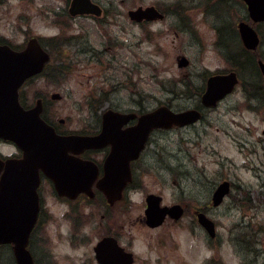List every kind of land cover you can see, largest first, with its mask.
<instances>
[{
    "label": "rangeland",
    "instance_id": "374dc122",
    "mask_svg": "<svg viewBox=\"0 0 264 264\" xmlns=\"http://www.w3.org/2000/svg\"><path fill=\"white\" fill-rule=\"evenodd\" d=\"M94 1L107 14L69 20L54 17L63 0H0V37L22 47L37 36L51 54L45 71L20 90L26 106L44 95L56 118L69 116L66 126L93 127L97 112L106 108H200L214 72L235 69L241 83L195 125L152 133L147 171L122 203L110 207L96 198L68 205L44 180L42 222L30 243L35 263L98 264L93 247L112 235L134 253L135 264H264V94L256 87L264 23L257 25L258 50L239 65L232 61L242 50L237 23L248 21L241 0ZM147 6L164 17L140 25L127 16ZM181 57L186 65H179ZM52 93L60 98L51 100ZM0 152L14 154L16 147L0 142ZM222 179L233 186L221 205L207 209L217 233L209 245L194 211ZM149 193L160 195L161 205L181 204L182 217L146 226L141 220ZM0 248V264H15L11 247Z\"/></svg>",
    "mask_w": 264,
    "mask_h": 264
},
{
    "label": "water",
    "instance_id": "95a60500",
    "mask_svg": "<svg viewBox=\"0 0 264 264\" xmlns=\"http://www.w3.org/2000/svg\"><path fill=\"white\" fill-rule=\"evenodd\" d=\"M253 22L264 21V0H243ZM69 11L72 15L94 13L100 15V8L90 0H72ZM131 19H152L161 15L154 7H138L130 10ZM238 33L245 49L255 50L259 44L257 31L247 21L237 24ZM49 55L32 37L22 50H14L8 45L0 44V139L9 140L22 150V158H0V244H10L16 264H34L33 257L27 248L29 236L35 225L39 211V171L53 180L59 195L74 198L79 192L90 196L91 183L96 176L93 164L75 161L68 157V150L78 147H98L106 143L114 144L117 137H125L127 145L133 148L135 158L144 146L149 132L153 128H170L193 123L199 113L188 109L174 112L161 105L150 112L142 114L135 126L124 134H119L120 125L133 114H119L106 110L103 114L102 130L94 136L59 135L54 128L41 117V100L34 106L23 108L19 103V88L25 79L42 71ZM181 57L179 65L187 64ZM258 65L264 75V62ZM237 83V74L230 71L225 74L210 75L201 95V102L206 107L215 106L217 101L231 92ZM53 98H59L54 94ZM118 145V144H117ZM126 145V144H125ZM115 152H111L105 161V175L98 182L110 204L121 198V191L129 176L117 177L112 163ZM229 190L227 181L219 184L213 196L216 206ZM161 197L149 194L146 197L145 218L147 225H160L166 214L177 220L183 209L180 205L160 206ZM198 222L210 236L215 235L213 221L203 213H198ZM95 257L100 264H131V253L125 252L115 238H102L94 247Z\"/></svg>",
    "mask_w": 264,
    "mask_h": 264
},
{
    "label": "flooded vegetation",
    "instance_id": "af4514ba",
    "mask_svg": "<svg viewBox=\"0 0 264 264\" xmlns=\"http://www.w3.org/2000/svg\"><path fill=\"white\" fill-rule=\"evenodd\" d=\"M91 1L93 3H95V4L100 6L101 14L99 16H101L104 12L107 14L108 11L107 10H103L102 6L98 2H96L94 0H91ZM71 2H72V0H63V5L61 7L62 11L61 12H60V10L58 12L56 11L57 13L54 15V17L55 16H59L58 14L65 16L69 20H75L77 18L87 17V16H89V17H99V16H95L93 14L72 15L70 13V11H69ZM158 11L161 13V17L160 18H163L164 17V13H162L160 10H158ZM127 13H128V11H127ZM151 20H154V19H151ZM151 20H148V19L144 18V19H142V21H139L138 23L140 25L141 24L143 25V24L149 23V21H151ZM39 40L41 41L42 39L39 38ZM0 43L1 44H9V45H11L3 37H0ZM11 46H13V45H11ZM45 48H47V47H45ZM33 78H37V77H33ZM258 82L259 83L256 86L257 87V92L264 94V77L262 75H261V78L259 77ZM240 83H241V81L239 80V77H238V83L235 86V88L238 87L240 85ZM235 88H234L233 92L225 95L218 102L217 105H219L222 101H224L230 94L234 93ZM54 94H58V93H52L50 95V99L51 100H55L52 97ZM58 95L60 97V94H58ZM36 99H40L41 102H42V111H41V114H40L41 118L45 122H47L49 125H51L58 134H61V135L78 134V135L91 136V135L99 134L101 132V130H102V125H103V116L102 115H103L104 111L107 108L103 109V110H99L97 112L98 115L96 116V121H95L93 127L90 126V125L86 126L85 124H83V122H81L77 127H69V126H66V125H70L69 116L66 117L65 119L56 118L53 115L55 113L52 112L48 107H46V103H48L47 101H49L47 99V97H45L44 95H39V96H37ZM200 106H201L200 108L196 107V106L192 107L193 109L198 111L199 118H198L197 121H195L194 123L190 124L191 126L195 125L198 121H201L203 119L204 110L214 109L215 108V107H213V108H204V106L201 104V101H200ZM112 110H114L115 112H118L120 114H125V115L133 114L132 118H129L126 122H123L120 125L119 134H124L125 131L127 132V130L129 128L135 126L137 124L139 116L149 111V110H143V109H140V111L139 110L138 111H135V110H121V109H118V108L117 109H112ZM156 130H158V129H154V130H152L149 133V136H148L147 140L145 141L143 148L141 149V151L138 153V155L135 158H128L130 155H133L134 151H133V148L131 149L130 147H128V145H127L128 142H127L125 137H122V138L121 137H117V138L113 139L114 140V144L116 146H112L111 143H106V144H103V145L98 146V147H81V146L78 147V146H74L72 148L73 150H68V152H67V156L68 157H73L75 161L83 163L84 166H85V164L87 162H89V163H91V164H93L95 166V168H96V176H95L93 182L91 183V187H90V191H91V194H92L91 196L89 194L85 193V192H79L74 198H70V197L65 196V195H59L57 190H56V188H55V184H54L53 180H51L49 177H47L42 172V170H40L39 171L40 183H39V186H38V195H39L40 208H39V213H38L36 226H35V228L33 230V233H34L35 229L37 228L38 224H40L42 222V217H43L42 212L44 210V207H43V204H42V198H41L40 193H39V188H40V186H41V184H42V182L44 180L45 181L48 180V183H50V185L52 186L53 192L57 196V199L62 201V202H65L68 205H72L73 203H76L80 199H84V200H87L89 202H94L96 198H100L102 200V204H105L106 206H110V207L116 205L117 203L124 202V200L126 199V196L128 195L129 191H131L134 187H136L137 179L140 176H142L145 171H147V167H146V164H145V158H146V156L148 154V144H149V142L151 140L152 133H154V131H156ZM111 152H115L114 160H113V163H112V167L114 168L113 171L115 172V175L117 177H119V178L120 177L129 176V178L126 180L125 185L123 186V189H122V198L120 200L112 203V204L109 203V201L107 200V197L105 196L103 191L97 185L99 180L101 178H103V176L105 175V161H106V159L108 158V156L110 155ZM1 157L2 158L12 157V158H16V159H21L22 151L19 148L16 147V152L14 154H10V155H2L1 154ZM225 180H227V179H222L220 182L225 181ZM227 181H229V180H227ZM217 186H218V184L215 187H211L212 189H211V193H210V199L206 202V205L204 207L195 209V211H194L195 215H197L198 212H202L208 218H210L208 216V214H207V209L209 207H217V206H214V204H213V196H214V192H215V189H216ZM232 186H233L232 183L229 181V190H228V193L226 194V196L224 197L223 201L225 200V198L227 196H229V194L231 192V189H232ZM223 201L221 202V204L223 203ZM170 205H172V204H170ZM145 207H146V204H145ZM196 220H197V217H196ZM141 222L146 225L145 218L142 219ZM164 222L161 225H163ZM158 227H160V226H158ZM154 228H157V227H154ZM105 236H112V235H105ZM103 237L104 236H102L101 238H103ZM215 240H216V236L207 235L206 242L209 245L213 244ZM118 242H119V240H118ZM125 250H127V249L125 248ZM127 251H129V250H127ZM94 258H95V256H94ZM209 260H212V259L210 258ZM136 261H137V257L133 253V264H135Z\"/></svg>",
    "mask_w": 264,
    "mask_h": 264
},
{
    "label": "trees",
    "instance_id": "16d2710c",
    "mask_svg": "<svg viewBox=\"0 0 264 264\" xmlns=\"http://www.w3.org/2000/svg\"><path fill=\"white\" fill-rule=\"evenodd\" d=\"M249 52L248 51H246V50H244L243 48H242V50L240 51V55L238 56V57H236L237 59H235V60H233L232 59V61H235V62H237L239 65L241 64V62L242 61H246V59L248 58V56H249V54H248ZM2 248V247H1ZM0 248V249H1Z\"/></svg>",
    "mask_w": 264,
    "mask_h": 264
}]
</instances>
